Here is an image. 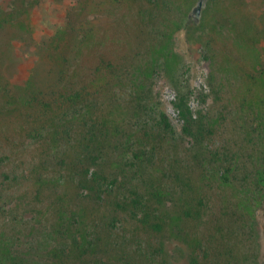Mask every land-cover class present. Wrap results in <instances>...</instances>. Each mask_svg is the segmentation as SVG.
<instances>
[{"label": "rangeland", "instance_id": "obj_1", "mask_svg": "<svg viewBox=\"0 0 264 264\" xmlns=\"http://www.w3.org/2000/svg\"><path fill=\"white\" fill-rule=\"evenodd\" d=\"M198 1L0 0V264H264V0Z\"/></svg>", "mask_w": 264, "mask_h": 264}, {"label": "trees", "instance_id": "obj_2", "mask_svg": "<svg viewBox=\"0 0 264 264\" xmlns=\"http://www.w3.org/2000/svg\"><path fill=\"white\" fill-rule=\"evenodd\" d=\"M190 18L187 19L188 22ZM181 35V33H179ZM59 45H57L58 47ZM188 66V62L185 64ZM63 66L61 67L60 64L54 65H47L42 61L37 62L36 66L34 67V76L36 79H39L41 82V86H38V96L34 97L35 100L44 101L43 99H51V101L55 102L58 97H61L63 93V87L65 86L64 79H63ZM84 87H81L80 90L75 91L72 93V96L75 99H80L83 97ZM54 98V99H53ZM69 100L66 99L63 101L64 103L68 102ZM44 106H48L47 102H42ZM175 108L178 112L179 118L184 122L183 130L187 131L189 129L188 125V118L192 117L190 108L188 104L185 102L183 97H179L178 102L175 105ZM159 124L166 130L171 129V125L167 119L165 113L161 112L159 114Z\"/></svg>", "mask_w": 264, "mask_h": 264}, {"label": "water", "instance_id": "obj_3", "mask_svg": "<svg viewBox=\"0 0 264 264\" xmlns=\"http://www.w3.org/2000/svg\"><path fill=\"white\" fill-rule=\"evenodd\" d=\"M200 5H201V2L200 0L192 7L189 15H188V18H193L194 20L196 19V17L198 16L199 14V9H200Z\"/></svg>", "mask_w": 264, "mask_h": 264}]
</instances>
